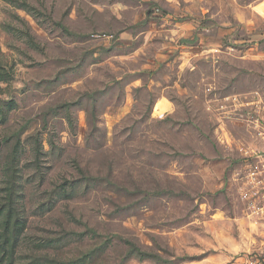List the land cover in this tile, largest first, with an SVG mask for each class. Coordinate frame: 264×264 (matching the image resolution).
<instances>
[{"label": "rangeland", "instance_id": "374dc122", "mask_svg": "<svg viewBox=\"0 0 264 264\" xmlns=\"http://www.w3.org/2000/svg\"><path fill=\"white\" fill-rule=\"evenodd\" d=\"M255 100L264 0H0V264L264 259Z\"/></svg>", "mask_w": 264, "mask_h": 264}, {"label": "built area", "instance_id": "2783aa9c", "mask_svg": "<svg viewBox=\"0 0 264 264\" xmlns=\"http://www.w3.org/2000/svg\"><path fill=\"white\" fill-rule=\"evenodd\" d=\"M237 100L238 98L235 97V98H232L231 101L235 103V101ZM258 103H259L258 100H255L254 105L255 106L257 105L256 106L257 108H260V109L262 108L263 113H264V105L260 106ZM221 107H223V105H221ZM262 161H264V159L258 160V163L261 166L260 168H259V165H256L254 169L252 171H249V173L246 175V178L248 179V183L252 185L250 188H246L245 192H243L244 199L248 201H251V199L255 201L257 200V195L259 191V189L257 188V185L261 182H264V164ZM261 199L264 200V195L262 196ZM263 208H264L263 206L262 207L260 206L254 212L258 213L259 211H263ZM243 264H264V259L260 257L252 256L246 259Z\"/></svg>", "mask_w": 264, "mask_h": 264}, {"label": "crops", "instance_id": "0c3cea01", "mask_svg": "<svg viewBox=\"0 0 264 264\" xmlns=\"http://www.w3.org/2000/svg\"><path fill=\"white\" fill-rule=\"evenodd\" d=\"M161 107H165V104L161 102V106L159 107V109H161Z\"/></svg>", "mask_w": 264, "mask_h": 264}, {"label": "trees", "instance_id": "16d2710c", "mask_svg": "<svg viewBox=\"0 0 264 264\" xmlns=\"http://www.w3.org/2000/svg\"><path fill=\"white\" fill-rule=\"evenodd\" d=\"M92 231V230H91ZM3 252V249H2V247H0V254Z\"/></svg>", "mask_w": 264, "mask_h": 264}]
</instances>
